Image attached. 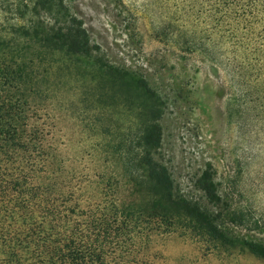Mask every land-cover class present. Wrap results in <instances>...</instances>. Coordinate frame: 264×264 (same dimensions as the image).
I'll list each match as a JSON object with an SVG mask.
<instances>
[{"label":"rangeland","instance_id":"1","mask_svg":"<svg viewBox=\"0 0 264 264\" xmlns=\"http://www.w3.org/2000/svg\"><path fill=\"white\" fill-rule=\"evenodd\" d=\"M81 20L90 54L46 98L28 95L31 124L47 125L48 141L67 176H121L115 146L126 150L148 121L146 95L159 104L156 157L174 192L215 213L232 241L205 244L192 235L151 238L160 264H264L245 243L264 248V0H62ZM43 0H0V37L23 54L43 49L22 35L52 23ZM51 55L49 58H59ZM125 70L114 82L98 62ZM77 79V80H74ZM207 171L215 199L197 188Z\"/></svg>","mask_w":264,"mask_h":264},{"label":"trees","instance_id":"2","mask_svg":"<svg viewBox=\"0 0 264 264\" xmlns=\"http://www.w3.org/2000/svg\"><path fill=\"white\" fill-rule=\"evenodd\" d=\"M43 3L54 8L50 26L22 32L43 49L25 56L23 44L0 37V264H160L149 252L153 235L231 242L214 212L174 192L168 169L156 157L161 110L151 95L139 135L126 150L115 146L128 199L118 195L121 176L66 175L65 160L48 141L50 129L29 122L28 95L46 98L54 74L76 72L69 62L79 67L91 47L81 20L62 0ZM94 63L114 82L131 80L122 68ZM196 186L216 198L207 171ZM244 243L264 256V248Z\"/></svg>","mask_w":264,"mask_h":264}]
</instances>
